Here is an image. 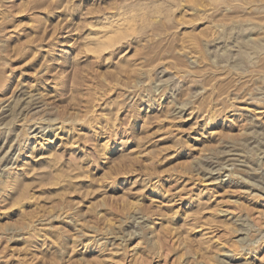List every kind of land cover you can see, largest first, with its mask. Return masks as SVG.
<instances>
[{
	"label": "rangeland",
	"instance_id": "1",
	"mask_svg": "<svg viewBox=\"0 0 264 264\" xmlns=\"http://www.w3.org/2000/svg\"><path fill=\"white\" fill-rule=\"evenodd\" d=\"M0 264H264V0H0Z\"/></svg>",
	"mask_w": 264,
	"mask_h": 264
},
{
	"label": "bare ground",
	"instance_id": "2",
	"mask_svg": "<svg viewBox=\"0 0 264 264\" xmlns=\"http://www.w3.org/2000/svg\"><path fill=\"white\" fill-rule=\"evenodd\" d=\"M119 17H116L114 16V18H116L115 20H112L111 24L109 23L108 26L107 24L103 27H106L108 30H110V33L113 34L115 32H120L122 31V29L125 27V26H128V24H130V19L128 18V16H125L124 13H121L120 15H118ZM113 17V16H112ZM111 17V18H112ZM113 18V19H114ZM104 32V31H103ZM106 35V34H105ZM109 35V34H108ZM106 36V37H109V36Z\"/></svg>",
	"mask_w": 264,
	"mask_h": 264
}]
</instances>
